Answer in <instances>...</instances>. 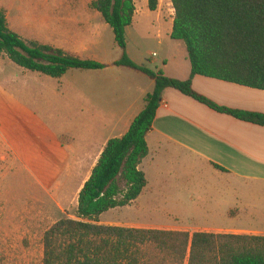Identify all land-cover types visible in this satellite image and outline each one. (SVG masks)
<instances>
[{
  "label": "rangeland",
  "instance_id": "1",
  "mask_svg": "<svg viewBox=\"0 0 264 264\" xmlns=\"http://www.w3.org/2000/svg\"><path fill=\"white\" fill-rule=\"evenodd\" d=\"M92 1L0 0L10 28L26 40L109 65L101 70L71 69L61 78H52L0 55V264H43L44 233L63 217L77 219L81 186L101 154L98 149L103 140L113 131L104 125L101 113L129 102V69L112 65L120 58L121 49L111 27L90 7ZM135 3L136 10L151 17L140 26L128 28V54L158 71L164 67L169 51L166 43H160L168 37H158L156 22L161 19L169 24L173 5L171 0H157V8L152 11L149 0ZM172 42L185 48L182 41ZM140 80L143 89L152 91L149 77H138ZM157 168L147 170L151 184L162 180L167 184L162 191L171 193L168 200H174L175 192L180 196L177 199L189 201L194 173L189 162ZM156 192L146 194L130 208L128 205L107 212L99 223L258 233L253 229H228L223 225L227 222L188 219L191 204H165ZM174 207L183 218L173 211Z\"/></svg>",
  "mask_w": 264,
  "mask_h": 264
},
{
  "label": "trees",
  "instance_id": "2",
  "mask_svg": "<svg viewBox=\"0 0 264 264\" xmlns=\"http://www.w3.org/2000/svg\"><path fill=\"white\" fill-rule=\"evenodd\" d=\"M175 16L171 38L183 41L191 64L186 80L168 77L137 64L127 51V28L135 0H93L111 27L121 56L112 65L127 67L154 80L143 110L121 137L110 138L83 184L75 216L63 217L43 236V264H264V235L136 228L100 224L110 209L135 201L147 186L139 165L149 154L152 130L167 88L237 119L264 126V114L220 106L197 93L196 75L264 90V0H171ZM157 8V0H149ZM0 55L16 65L52 78L71 69L101 70L109 65L75 56L62 48L26 40L10 28L0 8ZM217 166V165H216ZM220 169V166H217Z\"/></svg>",
  "mask_w": 264,
  "mask_h": 264
},
{
  "label": "crops",
  "instance_id": "3",
  "mask_svg": "<svg viewBox=\"0 0 264 264\" xmlns=\"http://www.w3.org/2000/svg\"><path fill=\"white\" fill-rule=\"evenodd\" d=\"M174 16L173 10L171 22L167 25L161 19L156 22L159 26L158 37L162 38L165 35L170 39L160 41L161 44H167L169 55L164 67L159 70L168 77L186 80L191 75V64L187 50L185 52L186 46L184 48L182 44L172 42L174 39L170 35ZM150 17L147 12H139L137 9L133 23L128 28L140 26ZM176 50L180 51L178 55ZM129 56L137 64L143 65L134 59L130 52ZM127 69L129 102L122 108L101 113L104 125L111 126L113 131L103 140L98 149L100 152L110 138L121 137L128 131L145 106V96L154 89L152 78L149 77L147 81L153 89L147 92L142 88V80L138 82V77L144 80L148 76ZM192 86L197 93L220 106L264 114V90L202 75L193 77ZM146 140L149 154L139 168L144 171L148 183L141 195L129 204V208L133 203L141 201L146 194L152 195L151 192L156 189L158 190L156 193L165 204L174 206L191 204L188 219L227 222L223 225L228 229L236 231L253 229L258 232L254 235H264V126L218 112L176 89L167 88L162 94L152 130L147 134ZM188 162L194 172L191 177L193 181L190 183L192 191L189 193V201L177 199L180 196L175 192L172 193L174 200H168L171 193L162 191L167 184H162V180L151 184L148 179L147 170L156 171L160 165L181 166ZM178 186L181 188L180 184ZM115 209L117 208L107 212ZM173 211L183 218L175 207Z\"/></svg>",
  "mask_w": 264,
  "mask_h": 264
},
{
  "label": "bare ground",
  "instance_id": "4",
  "mask_svg": "<svg viewBox=\"0 0 264 264\" xmlns=\"http://www.w3.org/2000/svg\"><path fill=\"white\" fill-rule=\"evenodd\" d=\"M142 8V7H141Z\"/></svg>",
  "mask_w": 264,
  "mask_h": 264
}]
</instances>
